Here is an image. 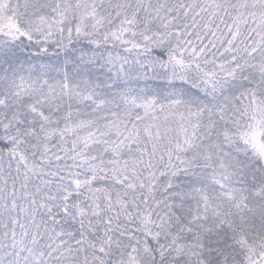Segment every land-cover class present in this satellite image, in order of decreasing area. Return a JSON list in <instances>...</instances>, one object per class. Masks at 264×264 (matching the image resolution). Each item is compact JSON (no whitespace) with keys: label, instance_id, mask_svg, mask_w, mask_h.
<instances>
[{"label":"snow or ice","instance_id":"1","mask_svg":"<svg viewBox=\"0 0 264 264\" xmlns=\"http://www.w3.org/2000/svg\"><path fill=\"white\" fill-rule=\"evenodd\" d=\"M0 264H264V0H0Z\"/></svg>","mask_w":264,"mask_h":264}]
</instances>
